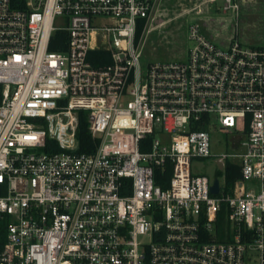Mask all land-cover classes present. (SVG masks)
<instances>
[{
    "label": "built area",
    "instance_id": "built-area-1",
    "mask_svg": "<svg viewBox=\"0 0 264 264\" xmlns=\"http://www.w3.org/2000/svg\"><path fill=\"white\" fill-rule=\"evenodd\" d=\"M161 1L0 0V264H264V45L237 20L224 47L195 22L184 60L147 61ZM57 32L67 49L51 52ZM218 129L233 152L214 151Z\"/></svg>",
    "mask_w": 264,
    "mask_h": 264
},
{
    "label": "rangeland",
    "instance_id": "rangeland-1",
    "mask_svg": "<svg viewBox=\"0 0 264 264\" xmlns=\"http://www.w3.org/2000/svg\"><path fill=\"white\" fill-rule=\"evenodd\" d=\"M240 7L239 20L232 10L224 11L225 0H162L155 11L154 20L149 24L143 55L147 61H181L192 43L188 29L192 23L203 26L204 33L220 46H227L236 35L235 22L240 23L242 40L251 45H264V0H237ZM214 149L217 154L231 153L229 134L219 129L213 133ZM193 171L215 179L218 167L212 160L197 159Z\"/></svg>",
    "mask_w": 264,
    "mask_h": 264
},
{
    "label": "trees",
    "instance_id": "trees-1",
    "mask_svg": "<svg viewBox=\"0 0 264 264\" xmlns=\"http://www.w3.org/2000/svg\"><path fill=\"white\" fill-rule=\"evenodd\" d=\"M15 4H21L22 0H14ZM144 22L139 23V28L137 32V40H140V38L143 35L144 31ZM67 42H68V35L65 32H57L51 41L49 50L51 52H62L67 49ZM89 61L92 63L95 67H101L105 65H109L111 62V57L108 52L105 51H96L92 52L89 55ZM79 118V126H78V132H77V139H78V153L82 154H92L96 151L100 140L93 138L91 132H90V123L88 119V112L87 111H79L78 114ZM49 151V150H48ZM241 168L238 164L234 163H228L226 167V186L227 191L231 192L236 181H238L241 178ZM170 178V171L167 174V180ZM223 222H220V225H222Z\"/></svg>",
    "mask_w": 264,
    "mask_h": 264
},
{
    "label": "water",
    "instance_id": "water-1",
    "mask_svg": "<svg viewBox=\"0 0 264 264\" xmlns=\"http://www.w3.org/2000/svg\"><path fill=\"white\" fill-rule=\"evenodd\" d=\"M211 193L214 195L219 194V182H218V180H216L214 183V186L211 187Z\"/></svg>",
    "mask_w": 264,
    "mask_h": 264
}]
</instances>
